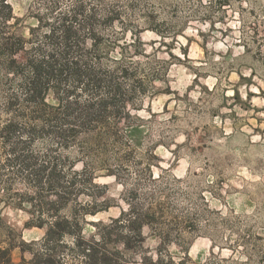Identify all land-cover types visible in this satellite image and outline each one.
I'll return each mask as SVG.
<instances>
[{"label": "rangeland", "instance_id": "374dc122", "mask_svg": "<svg viewBox=\"0 0 264 264\" xmlns=\"http://www.w3.org/2000/svg\"><path fill=\"white\" fill-rule=\"evenodd\" d=\"M2 2L10 241L56 216L87 237L133 206L157 264H264V0Z\"/></svg>", "mask_w": 264, "mask_h": 264}, {"label": "trees", "instance_id": "16d2710c", "mask_svg": "<svg viewBox=\"0 0 264 264\" xmlns=\"http://www.w3.org/2000/svg\"><path fill=\"white\" fill-rule=\"evenodd\" d=\"M2 4L8 8L5 18H12L9 4L5 0ZM30 202L33 204V201ZM96 211L91 209L87 212L95 214ZM153 214L129 206L128 210H122L113 219V224L96 223L99 225L97 233L87 237L82 233L83 227L78 219L56 216L47 221L38 217L36 221L27 222L26 225L44 228L41 239L33 242L18 241L16 244L9 238L13 229L0 215V264H14L11 251L15 247L31 254L29 259L21 256L19 264H69L65 259L67 250H73L77 256L70 264H157L161 260L158 255L160 253H156L154 257L143 246V229L152 224L147 217ZM134 235L138 237L137 245L132 241ZM163 238L160 237V241L162 245H166L167 240ZM35 244L38 247L32 248Z\"/></svg>", "mask_w": 264, "mask_h": 264}]
</instances>
